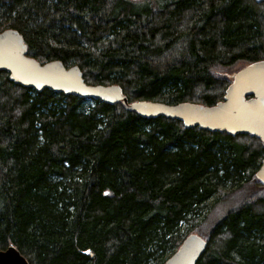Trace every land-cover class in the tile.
<instances>
[{"label":"trees","instance_id":"16d2710c","mask_svg":"<svg viewBox=\"0 0 264 264\" xmlns=\"http://www.w3.org/2000/svg\"><path fill=\"white\" fill-rule=\"evenodd\" d=\"M27 55L118 85L129 102L213 106L264 60V2L0 0ZM238 67V68H237ZM264 150L166 117L23 88L0 72V250L29 264H164L209 201L255 179ZM222 217L196 264H264V198Z\"/></svg>","mask_w":264,"mask_h":264},{"label":"water","instance_id":"95a60500","mask_svg":"<svg viewBox=\"0 0 264 264\" xmlns=\"http://www.w3.org/2000/svg\"><path fill=\"white\" fill-rule=\"evenodd\" d=\"M263 3L264 0H254ZM0 72L23 88L41 92L96 99L105 104L121 103L143 118L166 117L182 122L187 129L198 127L231 136L248 135L260 141L264 150V60L245 65L231 77L222 100L213 106L190 102L168 104L158 101L129 102L118 85H89L80 68L66 67L59 60L40 64L27 55L22 36L13 29L0 32ZM255 179L264 187V157ZM207 242L197 234L188 235L164 264H196ZM0 264H29L13 246L0 250Z\"/></svg>","mask_w":264,"mask_h":264},{"label":"rangeland","instance_id":"374dc122","mask_svg":"<svg viewBox=\"0 0 264 264\" xmlns=\"http://www.w3.org/2000/svg\"><path fill=\"white\" fill-rule=\"evenodd\" d=\"M238 68V67H237ZM261 191L260 194L264 198V190L261 187L249 183L247 186L238 190H226L220 199L212 198L209 202V207L200 218V223L194 234H197L202 239L206 240L210 230L215 224L224 217L230 210L237 207L244 199L255 192Z\"/></svg>","mask_w":264,"mask_h":264}]
</instances>
